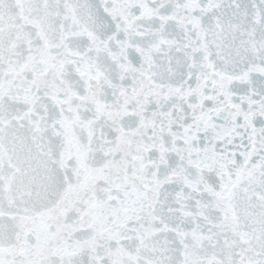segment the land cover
Segmentation results:
<instances>
[{
	"label": "snow or ice",
	"instance_id": "1",
	"mask_svg": "<svg viewBox=\"0 0 264 264\" xmlns=\"http://www.w3.org/2000/svg\"><path fill=\"white\" fill-rule=\"evenodd\" d=\"M0 264H264V0H0Z\"/></svg>",
	"mask_w": 264,
	"mask_h": 264
}]
</instances>
